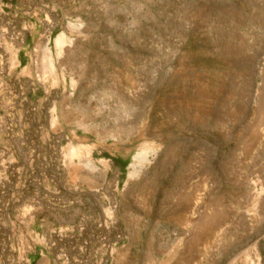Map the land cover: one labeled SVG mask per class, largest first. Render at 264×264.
Here are the masks:
<instances>
[{
    "label": "rangeland",
    "instance_id": "obj_1",
    "mask_svg": "<svg viewBox=\"0 0 264 264\" xmlns=\"http://www.w3.org/2000/svg\"><path fill=\"white\" fill-rule=\"evenodd\" d=\"M38 257L264 264V0H0V264Z\"/></svg>",
    "mask_w": 264,
    "mask_h": 264
},
{
    "label": "crops",
    "instance_id": "obj_2",
    "mask_svg": "<svg viewBox=\"0 0 264 264\" xmlns=\"http://www.w3.org/2000/svg\"><path fill=\"white\" fill-rule=\"evenodd\" d=\"M50 261L51 260L46 257L45 258L38 257L34 264H49Z\"/></svg>",
    "mask_w": 264,
    "mask_h": 264
},
{
    "label": "bare ground",
    "instance_id": "obj_3",
    "mask_svg": "<svg viewBox=\"0 0 264 264\" xmlns=\"http://www.w3.org/2000/svg\"><path fill=\"white\" fill-rule=\"evenodd\" d=\"M55 44L56 45H59L60 44V42H59V38L57 37V39L55 40Z\"/></svg>",
    "mask_w": 264,
    "mask_h": 264
}]
</instances>
